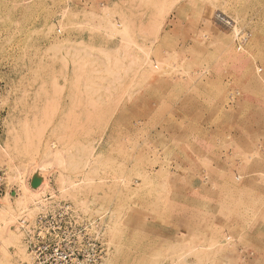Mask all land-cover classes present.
Masks as SVG:
<instances>
[{
  "label": "rangeland",
  "instance_id": "374dc122",
  "mask_svg": "<svg viewBox=\"0 0 264 264\" xmlns=\"http://www.w3.org/2000/svg\"><path fill=\"white\" fill-rule=\"evenodd\" d=\"M0 172V264H264V0H0Z\"/></svg>",
  "mask_w": 264,
  "mask_h": 264
},
{
  "label": "built area",
  "instance_id": "2783aa9c",
  "mask_svg": "<svg viewBox=\"0 0 264 264\" xmlns=\"http://www.w3.org/2000/svg\"><path fill=\"white\" fill-rule=\"evenodd\" d=\"M3 180V175L0 172V191L4 185ZM60 210L67 215L74 212L73 208L67 204L60 207ZM59 217L62 218V215L60 214ZM55 219V216L52 217L46 212L34 224H23L24 227H27V246L28 252L32 256L31 264H68L71 261L67 254L58 252L59 248L54 244V240L51 239L53 236L46 230L48 224ZM51 229L54 230V228Z\"/></svg>",
  "mask_w": 264,
  "mask_h": 264
},
{
  "label": "water",
  "instance_id": "95a60500",
  "mask_svg": "<svg viewBox=\"0 0 264 264\" xmlns=\"http://www.w3.org/2000/svg\"><path fill=\"white\" fill-rule=\"evenodd\" d=\"M38 179H34L33 182H32V187L35 188L36 186H38Z\"/></svg>",
  "mask_w": 264,
  "mask_h": 264
},
{
  "label": "bare ground",
  "instance_id": "6f19581e",
  "mask_svg": "<svg viewBox=\"0 0 264 264\" xmlns=\"http://www.w3.org/2000/svg\"><path fill=\"white\" fill-rule=\"evenodd\" d=\"M43 185V186H42ZM41 186V188H37V190H42V188L45 186V183L44 184H42ZM38 187V186H37ZM36 188V187H35Z\"/></svg>",
  "mask_w": 264,
  "mask_h": 264
}]
</instances>
